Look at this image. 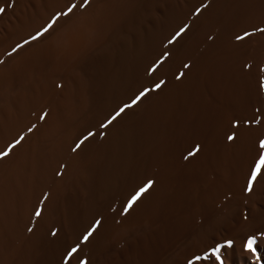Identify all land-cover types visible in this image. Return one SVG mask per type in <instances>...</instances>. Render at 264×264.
<instances>
[{
	"label": "bare ground",
	"instance_id": "bare-ground-1",
	"mask_svg": "<svg viewBox=\"0 0 264 264\" xmlns=\"http://www.w3.org/2000/svg\"><path fill=\"white\" fill-rule=\"evenodd\" d=\"M0 8V264H264V0Z\"/></svg>",
	"mask_w": 264,
	"mask_h": 264
},
{
	"label": "snow or ice",
	"instance_id": "snow-or-ice-1",
	"mask_svg": "<svg viewBox=\"0 0 264 264\" xmlns=\"http://www.w3.org/2000/svg\"><path fill=\"white\" fill-rule=\"evenodd\" d=\"M206 6V5H205ZM75 5H72L67 12L63 13L62 15L67 16L69 15L73 9L75 8ZM4 9L0 8V14H3ZM198 14V13H197ZM59 19V17H56L53 19V21L51 23H49L43 30L42 32H40L37 36H34L32 39L36 40L38 39L40 36H43L45 33L49 32L50 29H52L53 25L55 24L56 20ZM184 31H186V27L181 29L179 33H177V37L178 38L180 35H182L184 33ZM259 31L264 32V29H259ZM248 35H251L250 33H246L245 36H238L237 40H243L245 39ZM174 41H170L169 43H173ZM2 62V61H0ZM159 85L157 86V89H159ZM148 94V90H145V92L141 93L140 96H138L136 98L135 101H133V103L131 105H125L123 108H121L105 125H103V127H107L108 125H110L117 117H119L122 113L125 112V110L129 107H133L135 106L137 103L140 102L141 99H143L144 96H146ZM85 139H87V137H85ZM234 139V137H229V140ZM23 140V137H21L19 140H17L14 144L10 145L9 148L7 150H5L4 152L0 153V160L4 159L5 157L9 156L11 153L12 148H15L17 145H19ZM81 144L83 143V141L80 142ZM80 145L78 144L77 147H79ZM260 148L262 151H264V141H262L260 143ZM198 150V149H197ZM195 153H192L191 155H194ZM262 170H264V155H261L257 161V163L254 165V169L253 172L251 173L250 179H249V184L247 187V191L251 192L253 185L255 184V182L257 181L258 177L261 175ZM154 182H149L148 184H146L143 188H141L137 194L129 201V203L126 206L125 209V213H127V211L131 210L132 207L137 203V201H139L141 199V197L147 193L149 191L150 188H152ZM36 217H39L41 215V212L38 210L35 213ZM99 226V221L97 222V225L94 226L83 238V242L87 243L89 240V237H91L94 233V231L96 230V227ZM31 231V229H29ZM56 233L54 232L53 235H55ZM256 240L253 239H249L247 242V250L250 252H255L256 249L254 247V245L256 244ZM78 251L77 248L72 249V252L69 254L70 256L75 254ZM216 258L217 260H220V250L217 249L216 250ZM222 264V262H221Z\"/></svg>",
	"mask_w": 264,
	"mask_h": 264
},
{
	"label": "rangeland",
	"instance_id": "rangeland-1",
	"mask_svg": "<svg viewBox=\"0 0 264 264\" xmlns=\"http://www.w3.org/2000/svg\"><path fill=\"white\" fill-rule=\"evenodd\" d=\"M198 12H199V11H198ZM3 30H4V28L2 29V31L0 30V33H3V32H4ZM0 35H2V34H0Z\"/></svg>",
	"mask_w": 264,
	"mask_h": 264
},
{
	"label": "clouds",
	"instance_id": "clouds-1",
	"mask_svg": "<svg viewBox=\"0 0 264 264\" xmlns=\"http://www.w3.org/2000/svg\"><path fill=\"white\" fill-rule=\"evenodd\" d=\"M253 254H255V252H253Z\"/></svg>",
	"mask_w": 264,
	"mask_h": 264
}]
</instances>
